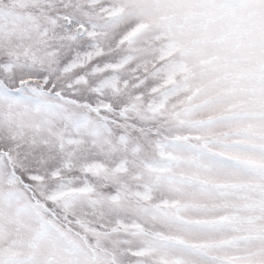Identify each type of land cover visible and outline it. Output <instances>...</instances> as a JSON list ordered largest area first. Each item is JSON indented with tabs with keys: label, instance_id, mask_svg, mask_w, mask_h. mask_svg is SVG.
Instances as JSON below:
<instances>
[{
	"label": "snow or ice",
	"instance_id": "snow-or-ice-1",
	"mask_svg": "<svg viewBox=\"0 0 264 264\" xmlns=\"http://www.w3.org/2000/svg\"><path fill=\"white\" fill-rule=\"evenodd\" d=\"M0 264H264V0H0Z\"/></svg>",
	"mask_w": 264,
	"mask_h": 264
}]
</instances>
